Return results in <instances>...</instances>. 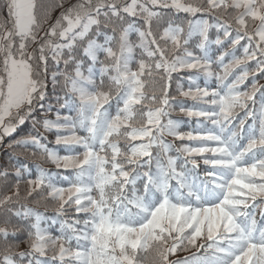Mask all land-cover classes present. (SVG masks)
Instances as JSON below:
<instances>
[{
  "label": "snow or ice",
  "instance_id": "1",
  "mask_svg": "<svg viewBox=\"0 0 264 264\" xmlns=\"http://www.w3.org/2000/svg\"><path fill=\"white\" fill-rule=\"evenodd\" d=\"M262 81L264 0H0V264H264Z\"/></svg>",
  "mask_w": 264,
  "mask_h": 264
},
{
  "label": "trees",
  "instance_id": "2",
  "mask_svg": "<svg viewBox=\"0 0 264 264\" xmlns=\"http://www.w3.org/2000/svg\"><path fill=\"white\" fill-rule=\"evenodd\" d=\"M262 82H264V81H262ZM49 139H53V137L52 136H49ZM46 167H51V165H45ZM21 247H23V245H21Z\"/></svg>",
  "mask_w": 264,
  "mask_h": 264
}]
</instances>
